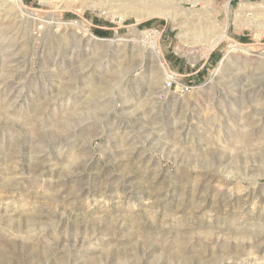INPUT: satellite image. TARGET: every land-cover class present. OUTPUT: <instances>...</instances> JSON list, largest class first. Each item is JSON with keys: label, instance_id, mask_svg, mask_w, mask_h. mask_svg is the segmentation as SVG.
Instances as JSON below:
<instances>
[{"label": "rangeland", "instance_id": "obj_1", "mask_svg": "<svg viewBox=\"0 0 264 264\" xmlns=\"http://www.w3.org/2000/svg\"><path fill=\"white\" fill-rule=\"evenodd\" d=\"M37 1H0V264H264V0Z\"/></svg>", "mask_w": 264, "mask_h": 264}, {"label": "built area", "instance_id": "obj_2", "mask_svg": "<svg viewBox=\"0 0 264 264\" xmlns=\"http://www.w3.org/2000/svg\"><path fill=\"white\" fill-rule=\"evenodd\" d=\"M1 1V0H0ZM37 1V0H34ZM38 4H42L41 0L37 1ZM17 3V2H16ZM21 9H29L28 6L25 4V0H23L21 3H17ZM39 23V29H42L46 23L45 18L41 16H37L35 18ZM162 39V31H160L157 28H150L147 30L145 35V40L147 41L148 45L152 48H155V46L160 44V41ZM166 62V61H165ZM167 65V62H166ZM165 66V65H164ZM173 87H179L182 91H189L193 88L192 85L182 82L179 77V73L172 69L170 65H167L166 68V79L164 81V88L167 90L172 89Z\"/></svg>", "mask_w": 264, "mask_h": 264}, {"label": "bare ground", "instance_id": "obj_3", "mask_svg": "<svg viewBox=\"0 0 264 264\" xmlns=\"http://www.w3.org/2000/svg\"><path fill=\"white\" fill-rule=\"evenodd\" d=\"M13 1H14V2H17V3H21L23 0H13ZM45 1H46V0H45ZM64 1H65V0H64ZM144 1H145V0H144ZM158 1H159V3L161 2V3H160V6H159V5H155L154 3L150 2V1H149V2H146L145 6L147 5L146 8L149 9V10H147V11H149V13H148V12H147V13H148V14H163V15L170 16V14H168V13L166 12L167 10H165L164 7L161 6V4H162V3L169 2V1H171V0H158ZM196 1H197V0H196ZM196 1H195V2H196ZM169 3H170V2H169ZM173 3H174V2H173ZM173 3H172V4H173ZM202 7H203V6H202ZM144 8H145V7H144ZM146 8H145V9H146ZM168 12H169V10H168ZM172 12H173V11H172ZM171 14H172V13H171ZM179 15H180V14H179ZM167 16H166V17H167ZM203 19H204V18H203ZM205 20H208V19H205ZM210 20H211V19H210ZM207 22H208V21H207ZM214 22H215V21H214ZM63 23H64V22H63ZM200 23H201V22H200ZM200 23H199V24H200ZM202 23H203V22H202ZM209 23H211V21H210ZM203 24H204V23H203ZM201 25H202V24L199 25V28L197 27L198 29L201 30V32H200L201 34H203V31H204L205 29L208 30V29L211 27L210 24H205L206 27H204V26L201 27ZM212 25H213V24H212ZM203 27H204L205 29H204ZM211 28H212V27H211ZM211 28H210V29H211ZM213 28H214V27H213ZM198 29H196V30H198ZM212 30H213V29H212ZM205 31H206V30H205ZM208 31H209V30H208ZM214 31H215V30H214ZM198 32H199V31H198ZM206 32H207V31H206ZM207 34H208V33H207ZM96 37H97V36H96ZM196 37L198 38L197 35H196ZM196 37H194L193 39H195ZM199 37H200V36H199ZM97 38H99V37H97ZM197 38H196V39H197ZM216 38H217V37H216ZM223 38H224V36H221L220 38H218V40H216V41L214 40V41H215L214 44H213L212 46L210 45L209 47H211V48L214 47V46H215V45H216L221 39H223ZM99 39H100V38H99ZM132 39H133V38H132ZM196 39H195V40H196ZM197 40H198V39H197ZM189 41H190V40H189ZM185 42H186V41H185ZM189 44H190V43H189ZM156 47H158V45H157ZM209 49H210V48H209ZM200 50H201V49H200ZM158 51H159V50H158ZM205 51H206V50H205ZM159 52H160V51H159ZM159 52H158V53H159ZM156 53H157V52H156ZM204 53H205V52H204ZM160 54H161V53H160ZM160 54H157V55H158V58H159L160 60H163V57H162ZM227 54H228V53H226L225 56H227ZM225 58H226V57H225ZM163 63H164V62H163ZM163 63H161V64H163ZM164 65H165V63H164Z\"/></svg>", "mask_w": 264, "mask_h": 264}, {"label": "crops", "instance_id": "obj_4", "mask_svg": "<svg viewBox=\"0 0 264 264\" xmlns=\"http://www.w3.org/2000/svg\"><path fill=\"white\" fill-rule=\"evenodd\" d=\"M218 58L219 56L217 54H215L214 52H211V54L209 55V57L206 59L205 63L202 66H200L197 70L190 72V73H186V74H197L196 76L197 79H201V77H203V76H200L201 68H203L209 60L217 61Z\"/></svg>", "mask_w": 264, "mask_h": 264}]
</instances>
